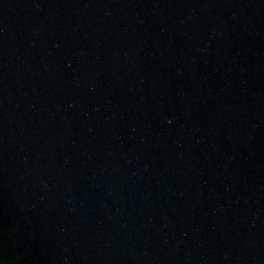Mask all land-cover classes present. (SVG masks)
I'll return each instance as SVG.
<instances>
[{
	"label": "water",
	"instance_id": "water-1",
	"mask_svg": "<svg viewBox=\"0 0 264 264\" xmlns=\"http://www.w3.org/2000/svg\"><path fill=\"white\" fill-rule=\"evenodd\" d=\"M0 264H264V0H0Z\"/></svg>",
	"mask_w": 264,
	"mask_h": 264
}]
</instances>
